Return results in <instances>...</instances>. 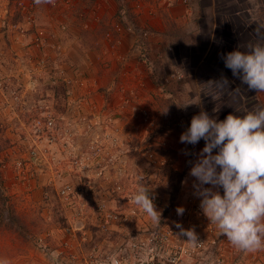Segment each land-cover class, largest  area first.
Returning a JSON list of instances; mask_svg holds the SVG:
<instances>
[{"label":"rangeland","instance_id":"rangeland-1","mask_svg":"<svg viewBox=\"0 0 264 264\" xmlns=\"http://www.w3.org/2000/svg\"><path fill=\"white\" fill-rule=\"evenodd\" d=\"M66 1L0 0V258L168 264L182 247L180 264H264L182 234L211 227L189 175L205 141L179 139L201 111L264 107L222 58L264 44V0ZM138 184L159 224L133 203Z\"/></svg>","mask_w":264,"mask_h":264},{"label":"clouds","instance_id":"clouds-1","mask_svg":"<svg viewBox=\"0 0 264 264\" xmlns=\"http://www.w3.org/2000/svg\"><path fill=\"white\" fill-rule=\"evenodd\" d=\"M34 3H54V0H34ZM222 58L225 67L249 90L264 92V44L250 45L246 51L234 50ZM228 83L226 78L217 82L222 90ZM179 139L180 143L191 145L201 139L205 141L189 172L198 182L194 188L203 216L236 250L264 251V107L243 116L228 114L222 121L201 111L191 118ZM214 189H222L223 195ZM132 201L154 223H160V213L148 186L138 184ZM177 211L182 214L184 210ZM182 234L193 246L198 243L193 229ZM0 264L9 261L0 258ZM112 264L118 261L113 258Z\"/></svg>","mask_w":264,"mask_h":264},{"label":"built area","instance_id":"built-area-1","mask_svg":"<svg viewBox=\"0 0 264 264\" xmlns=\"http://www.w3.org/2000/svg\"><path fill=\"white\" fill-rule=\"evenodd\" d=\"M164 1H166L168 4H173V3H175L176 0H164ZM70 2L72 3V6H73L74 3L71 0H69V1L67 0L66 1V5H67V3L69 4ZM178 2L186 4L187 0H179ZM11 29L12 30H16L17 26L13 25ZM38 40H40V39H38ZM39 124H40V121L38 120L36 122V125L39 126ZM45 128L48 129V130L52 129V121H51V119H47V121L45 123ZM204 187H211V186L210 185H204ZM194 192L196 193V189H194ZM221 193L223 195L222 191H221ZM206 224H209L211 228L205 233L204 238H202L201 236L197 237V242L198 243L195 246H193L194 251H196V250L200 251V249L203 248V246L205 245V241H206L205 237L211 238L210 244H212V245H215L217 242H219L218 238H219L220 235L218 234V229L215 227V225H213V224H211L209 222H207ZM213 227H215L217 229V231L214 230ZM153 240L155 241V238H151L150 239L151 242H153ZM179 250H181V251H179V252L177 251V252H174L172 254L167 255L168 256L167 257L168 264H180L182 255L185 254V255H187L186 257H189V256L192 255V252H189L187 250L184 251L182 247H181V249L179 248ZM149 262H150L149 264H153L154 256L150 259ZM111 264H112V262H111ZM118 264H121V263L118 261Z\"/></svg>","mask_w":264,"mask_h":264},{"label":"trees","instance_id":"trees-1","mask_svg":"<svg viewBox=\"0 0 264 264\" xmlns=\"http://www.w3.org/2000/svg\"><path fill=\"white\" fill-rule=\"evenodd\" d=\"M0 201H1V200H0ZM1 204H2V203L0 202V210H1V209H3V207H2V205H1Z\"/></svg>","mask_w":264,"mask_h":264}]
</instances>
